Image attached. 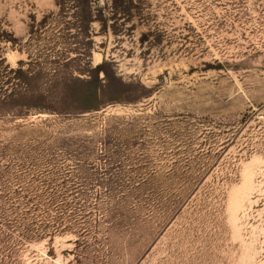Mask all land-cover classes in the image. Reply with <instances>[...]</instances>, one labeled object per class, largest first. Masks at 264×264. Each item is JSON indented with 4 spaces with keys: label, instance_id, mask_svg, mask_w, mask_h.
Masks as SVG:
<instances>
[{
    "label": "rangeland",
    "instance_id": "1",
    "mask_svg": "<svg viewBox=\"0 0 264 264\" xmlns=\"http://www.w3.org/2000/svg\"><path fill=\"white\" fill-rule=\"evenodd\" d=\"M0 264H264V0H0Z\"/></svg>",
    "mask_w": 264,
    "mask_h": 264
}]
</instances>
